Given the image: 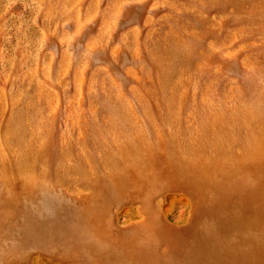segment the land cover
I'll return each instance as SVG.
<instances>
[{
  "label": "rangeland",
  "instance_id": "rangeland-1",
  "mask_svg": "<svg viewBox=\"0 0 264 264\" xmlns=\"http://www.w3.org/2000/svg\"><path fill=\"white\" fill-rule=\"evenodd\" d=\"M0 264H264V0H0Z\"/></svg>",
  "mask_w": 264,
  "mask_h": 264
}]
</instances>
